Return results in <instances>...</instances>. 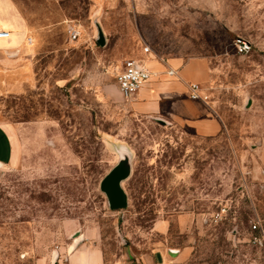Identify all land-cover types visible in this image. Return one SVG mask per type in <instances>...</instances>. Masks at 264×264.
Instances as JSON below:
<instances>
[{"label":"rangeland","instance_id":"rangeland-1","mask_svg":"<svg viewBox=\"0 0 264 264\" xmlns=\"http://www.w3.org/2000/svg\"><path fill=\"white\" fill-rule=\"evenodd\" d=\"M16 1L31 24L58 26L29 57L0 54V123L13 127L16 146L0 172V264H70L72 233L93 229L103 263L114 264L153 247L152 224L163 218L165 242L191 247L182 264H264L249 230L264 220V0ZM237 37L248 53L236 52ZM143 55L204 57L200 87L223 131L202 137L127 113L112 90L104 99L120 65ZM121 151L131 163L127 206L112 210L99 183ZM184 214L193 220L180 233L174 217Z\"/></svg>","mask_w":264,"mask_h":264},{"label":"crops","instance_id":"crops-1","mask_svg":"<svg viewBox=\"0 0 264 264\" xmlns=\"http://www.w3.org/2000/svg\"><path fill=\"white\" fill-rule=\"evenodd\" d=\"M56 26L53 23L35 26L27 21L16 0H0V30L8 33L0 37V54L6 59L16 55L29 57L42 42L40 36L46 40L51 39ZM138 61L151 72L149 80L130 98L122 97L117 85L112 84V89L101 88L104 99L109 101V92L112 90L115 97L122 101L127 113L153 120L164 119V123L189 125L202 137L217 136L223 131V122L212 111L209 102L189 97L188 85H204L209 77V66L204 57H175L158 61L143 55ZM168 69H173L175 73L168 74ZM12 130L13 127L11 129L0 123V172L11 168L15 161L16 146ZM60 158L66 161L72 159L71 154L67 153H63ZM258 158L264 170V147L259 149ZM191 220L193 216L189 214L174 217L180 233L187 231ZM170 225L171 219L155 220L151 230L160 240L154 242L153 247L136 254L126 251L114 264H182L191 253V247L168 245L165 242ZM99 237L96 229L91 233L84 232L83 235L78 231L73 247H79L69 259L70 264H104L102 250L97 242ZM91 239L95 242H89ZM169 249L175 251V254L170 255ZM129 255L131 259H128Z\"/></svg>","mask_w":264,"mask_h":264},{"label":"built area","instance_id":"built-area-1","mask_svg":"<svg viewBox=\"0 0 264 264\" xmlns=\"http://www.w3.org/2000/svg\"><path fill=\"white\" fill-rule=\"evenodd\" d=\"M8 33L4 30H0V37H5ZM78 32L74 29L69 31L70 40H75L77 38ZM236 52L239 54L248 53L250 50V44L237 37L233 41ZM143 51L148 53L149 48L147 46L143 47ZM167 73L173 75L175 71L173 69H168ZM151 72L142 64L138 59H128L125 60L115 73L116 84L118 90L122 97L130 98L132 97L140 88L143 86L150 78ZM189 86V97L193 100H205L206 96L202 91L201 87L196 83H191ZM226 205L219 206L211 215V220L218 222L226 214ZM249 230L254 233L251 238L253 242H264V220L260 218H255L251 221Z\"/></svg>","mask_w":264,"mask_h":264},{"label":"water","instance_id":"water-1","mask_svg":"<svg viewBox=\"0 0 264 264\" xmlns=\"http://www.w3.org/2000/svg\"><path fill=\"white\" fill-rule=\"evenodd\" d=\"M130 164L127 152L121 151L117 163L114 164L99 183L100 192H104L107 204L112 210L122 209L127 206V195L122 187V182L130 175ZM75 235H78V231L73 233V236ZM168 253L174 255L175 251L169 249Z\"/></svg>","mask_w":264,"mask_h":264},{"label":"trees","instance_id":"trees-1","mask_svg":"<svg viewBox=\"0 0 264 264\" xmlns=\"http://www.w3.org/2000/svg\"><path fill=\"white\" fill-rule=\"evenodd\" d=\"M260 245H264V242H258ZM128 259H131L130 255L128 256Z\"/></svg>","mask_w":264,"mask_h":264}]
</instances>
